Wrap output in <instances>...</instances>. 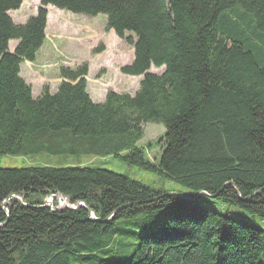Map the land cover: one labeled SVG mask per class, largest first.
<instances>
[{
	"label": "trees",
	"instance_id": "1",
	"mask_svg": "<svg viewBox=\"0 0 264 264\" xmlns=\"http://www.w3.org/2000/svg\"><path fill=\"white\" fill-rule=\"evenodd\" d=\"M21 4L0 0V155L113 157L188 199L211 197L167 196L93 166L0 169V264H264V231L214 207L264 220V0H40L15 24L8 12ZM47 6L106 16L104 31L133 47L120 69L142 77L133 96L93 103L81 64L60 67L54 94L32 97L20 64L43 45ZM145 123L165 128L157 163L137 146ZM50 195L85 203L98 221L82 207L42 208ZM11 196L22 204H5ZM121 241L132 252L117 259Z\"/></svg>",
	"mask_w": 264,
	"mask_h": 264
},
{
	"label": "rangeland",
	"instance_id": "2",
	"mask_svg": "<svg viewBox=\"0 0 264 264\" xmlns=\"http://www.w3.org/2000/svg\"><path fill=\"white\" fill-rule=\"evenodd\" d=\"M37 0H24L20 12H28L31 13L29 5H33L36 3ZM40 3V2H39ZM72 17H76V15H73L72 13H65ZM18 13L11 12V16L13 18H16ZM91 22L94 21V23L97 26L105 25L106 23V16L99 14L96 17L89 18ZM96 29V28H95ZM97 30V29H96ZM100 31V30H99ZM97 30V32L99 33ZM101 32V31H100ZM100 34V33H99ZM102 35V34H100ZM112 36L115 37V35L112 34ZM106 41L110 43H114L112 41V38L107 37ZM121 43L120 46L117 48L118 50H121L120 55H114L113 51H116L115 49L108 50L106 55L101 60L94 59L95 64L96 63H102V65L95 66L92 70H96V74H91V79L94 81V83L99 84V78L103 77V80H106L104 84H99L101 89L103 91H106L110 88H112L113 84H118L126 86L125 80L123 81L122 77L119 75L118 72H120V69L124 67V64L127 63L128 57H129V45L125 44L122 40H120ZM63 42V41H62ZM62 42H58V40H48L46 41V46L50 47L52 50V56H56L57 52L55 51V48L58 50L59 45L62 44ZM66 55L67 58H65V61L67 60L68 63L72 64V61H78L77 54H83L82 57H84L86 53V49L82 46L77 47L73 41L66 40ZM102 43V41H100ZM52 43L55 45V48H52ZM101 43H98L96 47L100 46ZM102 46V45H101ZM59 53V52H58ZM67 63V62H66ZM47 68V67H46ZM46 71L49 72H55L56 70L54 68L46 69ZM163 72V69H155L154 67L149 70V73L155 74V75H161ZM100 76V77H97ZM88 78V77H87ZM90 79V78H89ZM91 80V81H92ZM98 80V81H97ZM116 81V83H114ZM136 79H133V82L126 86L127 92L125 94H132L135 93L138 89V84H135ZM88 84V83H87ZM52 87V86H51ZM112 92V91H109ZM121 92V91H119ZM117 92L116 94H122ZM38 93V89L36 86L33 88L32 95L36 96ZM115 93V92H114ZM142 138L137 143V146L140 147L143 152L145 153L146 157L154 162L157 163L161 156L162 147L160 145V140L164 138L165 135V128L162 124H156V123H145L142 124ZM34 165H46V166H93L97 168L106 169L111 172H115L117 174H123L127 175L128 177L132 179H136L140 182H143L145 184H151L156 188H163L164 190H170L172 193H185V190L182 189L179 186L173 185L172 183L166 181L165 179H161L157 175L147 173L144 171H141L135 167L128 166L125 162L113 158V157H93V156H82L80 158H74V157H54V156H34V157H13L8 155H0V169H14V168H23L27 166H34ZM49 197V196H48ZM47 198V197H46ZM51 205L54 208L57 209H63L65 207H72L67 201H65L61 196L57 195L53 200L50 201ZM214 207L222 214L228 213L231 217L241 219L245 223L251 224L258 229L264 231V220L252 216L245 211L235 209V208H227L226 206H218L214 205ZM169 208L160 210L161 212L168 211ZM119 227L132 229V226L127 225L125 223H121L118 225ZM121 241L119 244L114 247L115 252V258L119 259V257H127L132 252V247L130 243ZM98 256L101 255V253H97ZM107 257V256H106ZM109 258V257H108ZM107 258V259H108Z\"/></svg>",
	"mask_w": 264,
	"mask_h": 264
},
{
	"label": "crops",
	"instance_id": "3",
	"mask_svg": "<svg viewBox=\"0 0 264 264\" xmlns=\"http://www.w3.org/2000/svg\"><path fill=\"white\" fill-rule=\"evenodd\" d=\"M24 0H22L23 4ZM40 0H37L36 3L33 5H29L31 13L28 14V12H20L21 10L17 11H10L8 12V15L12 19L13 23L15 24H24L28 18L35 16L37 7L39 5ZM22 6V5H21ZM21 8V7H20ZM47 11V17H46V26H45V40L43 42V45L38 50V52L35 55V59L33 62H27L24 61L20 64V78L30 86L31 93L33 92L34 86L37 87L38 93L36 96H33V98H37L41 95L42 88L46 87L50 94H54L57 91V88L60 84V82L63 80L59 77V69L60 67H67L74 69L81 64H87L88 66V73L86 78L91 79V74H96V70H92L97 65H102V63H96L94 59H103V57L106 55L108 50L112 52L113 49L116 51H113L114 55H120L121 50H118L117 48L120 46L119 43H121L120 39L114 34L112 30L109 32L104 31L105 25L97 26L94 21L91 22L89 18L93 17H87V16H81L76 15V17H72L68 14H65L66 12L57 10L56 8L52 6L46 7ZM11 12L18 13L16 18H13L11 16ZM106 24V23H105ZM99 31L100 35L97 30ZM115 35L114 36H112ZM107 37L112 38V41L114 43H110L106 41ZM58 40V42H62L61 45H59V49L57 50L55 48V45L52 43V48H55V51L57 52L56 56H52V50L50 47L46 46V41L48 40ZM66 40L73 41V43L77 47H84L86 49V53L83 56V54L78 53L77 58L78 61L73 62L72 64H67L65 61V58H67L66 55ZM102 41V43L100 42ZM101 43V45L104 47V50L99 54H92V51L96 48L97 44ZM17 45V41H10L8 45V50L10 53L13 52L14 48ZM129 57L127 60V63L124 64V66L130 65L134 60V50L132 46H129ZM59 52V53H58ZM42 66H49L47 68H42ZM54 68L55 72H49L46 71V69ZM163 69V68H161ZM151 70V69H150ZM119 75L122 77L123 81L127 83L126 86L130 85L133 82V79H136L135 84H138L141 82L142 77H130L126 75H122L120 72H118ZM100 77V76H97ZM104 77V76H103ZM103 77L99 78V84H104L106 80H103ZM92 80V79H91ZM116 83V81L114 82ZM96 84L94 82H90L87 84V92L91 99V101L95 104L103 103L105 100V96L109 91L112 92H119L122 94H125L126 86L118 84H113L112 88L103 91L101 89L100 85ZM52 86V87H51ZM138 90V89H137ZM135 93L128 94L130 96H133Z\"/></svg>",
	"mask_w": 264,
	"mask_h": 264
},
{
	"label": "water",
	"instance_id": "4",
	"mask_svg": "<svg viewBox=\"0 0 264 264\" xmlns=\"http://www.w3.org/2000/svg\"><path fill=\"white\" fill-rule=\"evenodd\" d=\"M165 195H178L181 199H183V200H187V201H194L199 195H201V196H205V197H211V196H209L206 192H199V193H197V194H195L194 195V197L192 198V199H188L187 197H185V196H183V195H181V194H177V193H172V192H169V193H167V194H165ZM57 195H50L49 197H47V198H45L44 199V204L42 205V208H49V209H51V210H55V209H57V208H54L52 205H51V200H53L55 197H56ZM62 197V196H61ZM65 201H67L68 203L70 202V200H69V198H67V197H62ZM14 200V201H16V202H20L21 204H22V199L20 198V197H15V196H11V197H9L7 200H5V204H7L10 200ZM242 201H245V200H242ZM70 204V203H69ZM72 206V205H71ZM84 208L88 213H89V217H90V219L92 220V221H98L96 218H94V216H93V214L90 212V209H89V207L85 204V203H82V202H79V203H77L76 205H73L72 207H70L71 209H78V208ZM65 208H69V207H65ZM124 208H126V206H123V207H121L120 209H124ZM120 209H118V210H120ZM4 212H5V214L7 215L8 214V211H7V209H5L4 208ZM106 222V221H105Z\"/></svg>",
	"mask_w": 264,
	"mask_h": 264
}]
</instances>
